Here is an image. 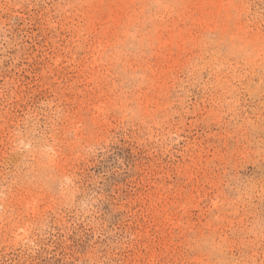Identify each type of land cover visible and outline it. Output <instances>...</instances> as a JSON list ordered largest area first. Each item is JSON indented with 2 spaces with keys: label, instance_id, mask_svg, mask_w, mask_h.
I'll use <instances>...</instances> for the list:
<instances>
[{
  "label": "rangeland",
  "instance_id": "rangeland-1",
  "mask_svg": "<svg viewBox=\"0 0 264 264\" xmlns=\"http://www.w3.org/2000/svg\"><path fill=\"white\" fill-rule=\"evenodd\" d=\"M0 264H264V0H0Z\"/></svg>",
  "mask_w": 264,
  "mask_h": 264
},
{
  "label": "bare ground",
  "instance_id": "bare-ground-1",
  "mask_svg": "<svg viewBox=\"0 0 264 264\" xmlns=\"http://www.w3.org/2000/svg\"><path fill=\"white\" fill-rule=\"evenodd\" d=\"M1 205V204H0ZM3 207L1 208V206H0V218L3 216Z\"/></svg>",
  "mask_w": 264,
  "mask_h": 264
}]
</instances>
